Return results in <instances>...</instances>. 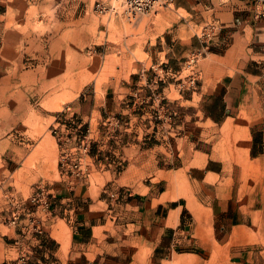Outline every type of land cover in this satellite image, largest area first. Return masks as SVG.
<instances>
[{
	"label": "rangeland",
	"instance_id": "rangeland-1",
	"mask_svg": "<svg viewBox=\"0 0 264 264\" xmlns=\"http://www.w3.org/2000/svg\"><path fill=\"white\" fill-rule=\"evenodd\" d=\"M121 9L0 0V264H264V0Z\"/></svg>",
	"mask_w": 264,
	"mask_h": 264
},
{
	"label": "crops",
	"instance_id": "crops-1",
	"mask_svg": "<svg viewBox=\"0 0 264 264\" xmlns=\"http://www.w3.org/2000/svg\"><path fill=\"white\" fill-rule=\"evenodd\" d=\"M226 7L227 6L224 5V8ZM5 193L8 196H5V198H1L0 201V243H2L3 245L4 242L6 243V233H4V231L2 230V226L7 224L9 225L8 219L10 220L13 217H16L17 213L19 215H23V219L25 221H28L29 219L26 216L33 214L36 216L35 220H40L43 225L49 224L50 227H53V225L55 224L52 219L56 218L55 216L57 215H55L53 218H50V211H47V208H45L44 205L41 204H37L36 206H34L35 204L32 203L30 197H26V193L23 190L19 191V189L14 187L9 188L7 191L5 190ZM9 194H11L12 196L10 197ZM16 194L18 196H16ZM72 243L74 244V246H76L77 239L73 238Z\"/></svg>",
	"mask_w": 264,
	"mask_h": 264
},
{
	"label": "built area",
	"instance_id": "built-area-1",
	"mask_svg": "<svg viewBox=\"0 0 264 264\" xmlns=\"http://www.w3.org/2000/svg\"><path fill=\"white\" fill-rule=\"evenodd\" d=\"M116 1L120 2L122 13L130 17H135L140 14L151 12L156 8L158 3L165 4V2L167 3L168 1H173V0H116ZM97 8L106 11H109L111 9L117 11L116 6L106 5L100 1L97 3ZM46 195L47 194L45 192L44 187H41L37 195L30 197V199L33 202H39V204L44 205V207L46 208L47 206H49V201L45 199ZM39 231L41 232L42 230L39 229ZM14 264H16V262Z\"/></svg>",
	"mask_w": 264,
	"mask_h": 264
}]
</instances>
